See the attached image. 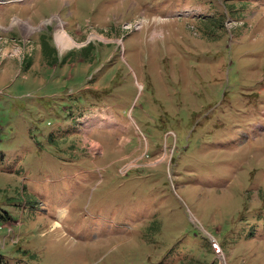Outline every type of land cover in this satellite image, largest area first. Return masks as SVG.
Listing matches in <instances>:
<instances>
[{
  "label": "rangeland",
  "instance_id": "1",
  "mask_svg": "<svg viewBox=\"0 0 264 264\" xmlns=\"http://www.w3.org/2000/svg\"><path fill=\"white\" fill-rule=\"evenodd\" d=\"M2 1L0 264H264L262 0Z\"/></svg>",
  "mask_w": 264,
  "mask_h": 264
},
{
  "label": "bare ground",
  "instance_id": "2",
  "mask_svg": "<svg viewBox=\"0 0 264 264\" xmlns=\"http://www.w3.org/2000/svg\"><path fill=\"white\" fill-rule=\"evenodd\" d=\"M10 1V0H9ZM8 1V2H9ZM12 1H21V0H12ZM11 2V1H10ZM22 23H24L23 25H25V26H22V27H25V29H26V31L25 32H27V33H30V32H32L33 31V26L31 25V23H29V22H24V21H22ZM60 34H62V35H64L63 33H59L58 34V36L60 35ZM98 124L99 125H109V126H113L115 123L111 120V121H104V120H101V121H99L98 122ZM89 129V128H88ZM96 144V143H95ZM93 146H94V144H93ZM94 148H98L99 149V147H97V146H95ZM163 158H166V157H163ZM59 224V223H58Z\"/></svg>",
  "mask_w": 264,
  "mask_h": 264
},
{
  "label": "crops",
  "instance_id": "3",
  "mask_svg": "<svg viewBox=\"0 0 264 264\" xmlns=\"http://www.w3.org/2000/svg\"><path fill=\"white\" fill-rule=\"evenodd\" d=\"M248 3H249V1H247ZM262 3H264V0H262ZM21 4H24V3H21ZM67 31V30H66ZM68 32V31H67ZM54 45V44H53ZM54 47H55V45H54ZM55 49H56V47H55ZM99 115H100V113H99ZM126 127H130V123H127L126 124ZM96 142V141H95ZM97 143H99V142H97ZM100 144V143H99Z\"/></svg>",
  "mask_w": 264,
  "mask_h": 264
}]
</instances>
